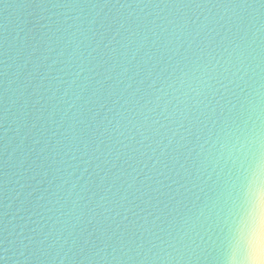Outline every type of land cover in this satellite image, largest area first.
Returning <instances> with one entry per match:
<instances>
[{
	"label": "clouds",
	"instance_id": "9594fccd",
	"mask_svg": "<svg viewBox=\"0 0 264 264\" xmlns=\"http://www.w3.org/2000/svg\"><path fill=\"white\" fill-rule=\"evenodd\" d=\"M3 10L0 264H264V0Z\"/></svg>",
	"mask_w": 264,
	"mask_h": 264
},
{
	"label": "water",
	"instance_id": "95a60500",
	"mask_svg": "<svg viewBox=\"0 0 264 264\" xmlns=\"http://www.w3.org/2000/svg\"><path fill=\"white\" fill-rule=\"evenodd\" d=\"M29 0H0V22H3L5 19V13H4V4H11V5H18V4H23L27 3ZM10 16L13 20H16L17 17L22 15L21 10H9Z\"/></svg>",
	"mask_w": 264,
	"mask_h": 264
}]
</instances>
